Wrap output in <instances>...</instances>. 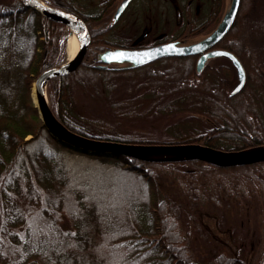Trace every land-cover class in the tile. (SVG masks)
<instances>
[{"label": "trees", "instance_id": "16d2710c", "mask_svg": "<svg viewBox=\"0 0 264 264\" xmlns=\"http://www.w3.org/2000/svg\"><path fill=\"white\" fill-rule=\"evenodd\" d=\"M42 1L83 20L99 51L109 48L108 38L123 19L112 20L121 0H90L92 7L85 0ZM198 2L181 6L184 21L198 15ZM222 2L213 0L207 20L193 25L189 36L213 30ZM89 8L95 12H86ZM101 21L106 26L92 30ZM67 34L65 25L21 0H0V264H264V238L251 258L255 243L248 247L245 226L254 213L264 232V162L221 167L89 155L50 136L33 86L40 74L68 61ZM215 48L233 53L245 69L246 84L234 95L237 72L226 57L209 59L197 72L198 55L99 68L97 55L89 59L87 53L76 71L49 81V107L67 130L92 139L187 141L224 151L262 147L264 0H241L233 26ZM137 72L142 75L135 80ZM86 96L99 99L109 116L86 111ZM121 118L163 121L181 136L164 142L135 137L119 131ZM164 182L175 184L189 205L206 210L219 228L230 229L229 253L194 258L184 221H194L208 235L183 203L164 195ZM229 214L243 222L224 229Z\"/></svg>", "mask_w": 264, "mask_h": 264}, {"label": "water", "instance_id": "95a60500", "mask_svg": "<svg viewBox=\"0 0 264 264\" xmlns=\"http://www.w3.org/2000/svg\"><path fill=\"white\" fill-rule=\"evenodd\" d=\"M21 1L25 6L32 8L48 19L65 25L71 33L77 32L84 37L83 43L72 62L68 61L57 68L43 72L37 77L33 87L34 103L38 108L43 125L50 136L64 147L89 155H104L106 157L127 156L155 161L198 160L221 167L264 162V146L252 148L257 151L255 154H251L249 152L250 149L224 151L187 141H177L174 143H125L92 139L70 132L57 120L51 111L46 95L44 94V88L47 91L49 81L56 77L69 75L83 64L91 44L89 28L83 20L75 15L52 8L42 0H40L41 4L33 0ZM131 2L132 0H121L119 2L112 17L114 24L120 20ZM240 5L241 0H231L216 27L196 41H191L189 44H184L183 41H170L143 49L127 47L107 48L97 55L96 67L109 68L111 65H118L121 68H136L153 63L162 58L199 55L197 72H201L209 59L226 57L231 61L237 72L238 84L231 92L234 95L240 92L246 84L245 69L233 53L215 48V46L230 31L238 16ZM151 155H175L179 156V158H146V156ZM28 264L38 263L30 262Z\"/></svg>", "mask_w": 264, "mask_h": 264}, {"label": "rangeland", "instance_id": "374dc122", "mask_svg": "<svg viewBox=\"0 0 264 264\" xmlns=\"http://www.w3.org/2000/svg\"><path fill=\"white\" fill-rule=\"evenodd\" d=\"M201 1L203 3L198 2L194 5V10L198 12V15L194 17V19L188 18L181 23L178 18V10L181 14V6L185 5L187 3V0H135L123 14L121 25L112 31L108 40L116 47H127L133 45L136 42L133 39L136 38L137 34L138 37L144 34L145 29L147 28L145 24H148L150 22V32L148 37L144 39L143 43L149 42L150 40H152L154 35L160 33L165 34L163 36V39L165 40L177 37L182 33L189 34L192 28L200 25L203 20H207L210 11L213 9V0ZM222 1V9L220 11L219 20L221 19L224 11L231 2V0ZM118 4L119 2L117 3V5ZM85 5L89 7L91 5L92 7L94 4L91 3L90 0H85ZM86 12L95 11L89 8ZM193 25L195 26L193 27ZM105 26L106 23L101 21L92 24L91 28L92 30H98L104 28ZM67 32L68 41L70 31L67 30ZM208 33L209 31H205L201 34H198L197 36L189 37V39L191 41H196ZM102 51H99L96 47H92L91 44L88 48L89 59L95 57ZM136 75L138 77L135 78V80H138L140 79L139 77L142 74L137 72ZM46 95L48 100L47 92ZM82 101L84 104L83 107L86 111L94 112L99 116L101 115V117L109 116L108 112L104 113L105 107L103 105H100L101 101H99V99H95L91 96H86L84 100L82 99ZM117 122H120L119 125L116 122L114 123L116 126L118 125L117 127L119 131L125 134H131L135 137L155 140V142L173 141L181 136V131L176 132L165 129L163 127V121H158L156 124H153L148 121H142L138 118H128V120L121 118ZM162 190L164 195L171 196V198L179 200L181 203H183L184 206L187 207L188 213H190L197 219L199 226H201L205 230V233H207L208 235L205 236L204 233L199 232L194 221L188 222L187 219L186 221H184L185 223L183 224L188 237V244L195 259H207L208 256L213 255L215 252L229 253L232 235L229 232L230 229L226 228L239 226L241 222H243L242 218L239 220L236 219L235 216L229 214V220L227 222V226L224 227V229H226L224 231L219 228L216 220L212 218L206 210H200L199 208L190 206L187 198L179 194L178 188L175 184L164 182L162 185ZM250 219H252V221L249 222V224H245V226L248 227L249 230L247 233L248 247H253V244L255 243L253 250H250V256L251 258H254L256 254H259L261 251L264 232L263 226H261L262 219L258 215L252 213ZM254 237H257L259 241L254 242Z\"/></svg>", "mask_w": 264, "mask_h": 264}, {"label": "flooded vegetation", "instance_id": "af4514ba", "mask_svg": "<svg viewBox=\"0 0 264 264\" xmlns=\"http://www.w3.org/2000/svg\"><path fill=\"white\" fill-rule=\"evenodd\" d=\"M134 1L135 0H132V2L130 3V5ZM188 6H192V3L189 2L188 3ZM181 12L182 13L180 14L179 13V10H178V18H179V21L182 23L184 21V18H183V11L181 10ZM180 15H181V17H180ZM122 17H123V15H122ZM122 17L120 18V20L122 19ZM150 25H151V22L148 23V24H145V26H147V28L145 29L144 34L140 35L139 37H138V34H137L136 38L133 39L134 41H136L135 44L130 45V46H127V48L143 49V48L153 47V46H156V45H159V44H162V43H167V42H164L165 39H163V36L165 35L164 33L156 34V35H154V37L152 38V40H150L147 43H143L144 39L146 37H148V35H149ZM189 35H191V32H189V34L182 33L181 35H179L177 37H174L173 40H171V42L172 41H183L184 44H189V42H191V40L189 39V37L197 36L198 34H194L192 36H189ZM168 42H170V41H168ZM112 47H114V45L113 44L111 45V43H110L109 48H112ZM105 49H107V48H105ZM105 49H103V50H105ZM198 58H199V55H198Z\"/></svg>", "mask_w": 264, "mask_h": 264}, {"label": "bare ground", "instance_id": "6f19581e", "mask_svg": "<svg viewBox=\"0 0 264 264\" xmlns=\"http://www.w3.org/2000/svg\"><path fill=\"white\" fill-rule=\"evenodd\" d=\"M36 3H40V0H33ZM84 37L77 33V32H70V36L68 37V41H67V56H68V60L70 62H72L74 60V58L76 57L82 43H83ZM44 94L46 95V89L44 88ZM35 95V94H34ZM47 98V95H46ZM264 150V149H263ZM256 149H250L249 152L251 154H255L256 153ZM146 158L149 159H176L179 158V156H175V155H151V156H146Z\"/></svg>", "mask_w": 264, "mask_h": 264}]
</instances>
